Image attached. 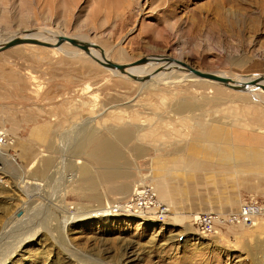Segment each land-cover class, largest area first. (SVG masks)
Listing matches in <instances>:
<instances>
[{
    "label": "rangeland",
    "instance_id": "374dc122",
    "mask_svg": "<svg viewBox=\"0 0 264 264\" xmlns=\"http://www.w3.org/2000/svg\"><path fill=\"white\" fill-rule=\"evenodd\" d=\"M44 28L119 64L164 55L232 79L264 75V0H0V44ZM63 48L0 51V264H264V222L201 233L200 213L162 198L178 177L157 166L216 122L264 130V88L237 92L180 65L142 83ZM115 130L132 132L118 145L129 175L107 180L87 147Z\"/></svg>",
    "mask_w": 264,
    "mask_h": 264
},
{
    "label": "crops",
    "instance_id": "0c3cea01",
    "mask_svg": "<svg viewBox=\"0 0 264 264\" xmlns=\"http://www.w3.org/2000/svg\"><path fill=\"white\" fill-rule=\"evenodd\" d=\"M197 123L200 124V118ZM114 133L118 136L114 140L94 137L87 147L89 156L108 167L107 180L129 175L128 169L121 168L123 153L118 145L129 142L132 132L115 130ZM172 144L181 146L168 149L166 164L157 165L160 171L167 168L168 176L178 177L176 184L170 181L169 188L161 191L172 210L186 215L228 213L237 211L245 198H264L263 129L246 127L244 122L231 125L226 121L216 122L204 136L193 135L188 141ZM135 150L138 152V147ZM144 150L149 151L146 147ZM87 174L93 178L89 169Z\"/></svg>",
    "mask_w": 264,
    "mask_h": 264
},
{
    "label": "water",
    "instance_id": "95a60500",
    "mask_svg": "<svg viewBox=\"0 0 264 264\" xmlns=\"http://www.w3.org/2000/svg\"><path fill=\"white\" fill-rule=\"evenodd\" d=\"M32 32H23V33H19L18 35H14L10 38H8L5 42L0 44V51L13 47L15 45L18 44H22V43H32V44H36V45H41V46H45V47H58L60 46L62 43L66 42L80 50H82L85 54H87L88 56H90V58L95 61L96 63L100 64L101 66L111 69V70H117L120 73H124L126 71L127 68L131 67V66H135V65H139L142 63H145L149 58V56H145L142 58H139L137 60H134L132 62H128V63H116V62H111L109 60L106 59H100L96 56H92L91 52H90V47L92 48H96L99 49L103 58V53H102V49L100 48V46L96 45V44H89L88 42L85 41H81L78 40L74 37H70V36H58L55 42H48V41H44V40H40L38 38L35 37H28L25 36L26 34H30ZM23 35V36H20ZM158 58L161 59H166V60H172L175 63H177L178 65H180L183 68H186V70L191 73L194 77H198L201 79H207V80H211L217 83L222 84L223 86H226L230 89L236 90V91H244L245 87L248 85H255L258 83V79H253L250 80L246 83H243L241 85H234V84H230L231 80L230 78L224 77V76H219L213 73H209V72H204L201 70H198L190 65H187L186 63L175 59V58H166L164 55H160ZM150 76H144V77H136V76H132L131 79L137 82H143L144 80H147ZM263 79H264V75H263Z\"/></svg>",
    "mask_w": 264,
    "mask_h": 264
},
{
    "label": "bare ground",
    "instance_id": "6f19581e",
    "mask_svg": "<svg viewBox=\"0 0 264 264\" xmlns=\"http://www.w3.org/2000/svg\"><path fill=\"white\" fill-rule=\"evenodd\" d=\"M46 34L48 35L49 38L51 39H47V40H44V41H48V42H55L57 37L58 36H61L59 34H55L53 33L52 31H49L48 29H41V30H38L36 33L34 34H27L25 36H28V37H35V38H38L40 40H43L45 37H46ZM78 39V38H77ZM78 40H81L83 41L82 39H78ZM63 44H68L66 42L62 43L60 46L58 47H53L55 49H59L60 51H64V52H67L66 48H63ZM90 44V43H89ZM65 47V46H64ZM101 48V47H100ZM90 52L92 54V56H96L100 59H106V60H109L112 62V59L111 56L109 58V56L107 55L106 51L104 49H102V53H103V58H102V55H101V52L99 49H96V48H92L90 47ZM80 50V49H79ZM87 55V54H86ZM116 58H119V60H125V57L126 56V53L124 50L117 52L116 54ZM90 57V56H89ZM168 58V57H166ZM118 60V61H119ZM128 60V59H127ZM159 65H163L161 69V71H157L155 68ZM177 67V68H176ZM177 69H180V66L175 63L174 61L172 60H166V59H161V58H155L153 60L151 59H148L145 63H142V64H139V65H135V66H131L129 68L126 69V71L124 73H121L123 76H125L126 78H129L131 79L132 76H136V77H144V76H150L149 79L151 78L152 80H150L151 82H154L156 80H161L163 77H166L167 75H169L168 77H171V73L172 72H176ZM186 69V68H185ZM113 71H116V73H120L119 71L117 70H113ZM186 73V72H185ZM174 74V73H172ZM178 75H176L175 73V76H172V78L176 77L177 78ZM190 76L192 77L193 75L190 73ZM219 76H224V77H227L225 75H219ZM194 77V76H193ZM197 79H201V78H198V77H195ZM228 78V77H227ZM257 78H260L258 79V83L255 84V85H248L245 87L244 91H237V92H254V91H261L262 88H264V79H263V76H258V77H239L238 79H232L230 78L231 82L230 84H234V85H241L243 83H246L250 80H253V79H257ZM164 79V78H163ZM166 79V78H165ZM171 79V78H170ZM148 80V79H147ZM147 80H144L143 82H146ZM172 80V79H171ZM171 80H165L166 82H171ZM202 80H207V79H202ZM165 81L163 83H165ZM211 81V80H210ZM142 82V83H143ZM149 82V81H148ZM214 82V81H213ZM212 82V83H213ZM147 83V82H146ZM157 83V82H156ZM217 83V82H215ZM161 84V83H160ZM217 84H220V83H217ZM236 91V90H235ZM113 151V150H112ZM110 153V152H109ZM108 208L102 210L100 212V214H103V213H106V215L109 214V211H107Z\"/></svg>",
    "mask_w": 264,
    "mask_h": 264
},
{
    "label": "built area",
    "instance_id": "2783aa9c",
    "mask_svg": "<svg viewBox=\"0 0 264 264\" xmlns=\"http://www.w3.org/2000/svg\"><path fill=\"white\" fill-rule=\"evenodd\" d=\"M132 202V200H130ZM140 203H130L128 208ZM160 218L165 217L166 207L159 206L156 211ZM264 222V199L248 197L243 199L237 211L228 213H200L194 216L193 223L195 227L203 234H212L217 232V227L221 224H241L254 225L258 222Z\"/></svg>",
    "mask_w": 264,
    "mask_h": 264
}]
</instances>
